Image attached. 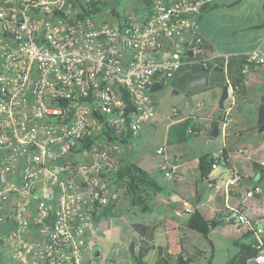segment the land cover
Returning <instances> with one entry per match:
<instances>
[{
	"label": "built area",
	"instance_id": "1",
	"mask_svg": "<svg viewBox=\"0 0 264 264\" xmlns=\"http://www.w3.org/2000/svg\"><path fill=\"white\" fill-rule=\"evenodd\" d=\"M131 1L0 0V264H86L105 212L123 198L118 154L153 122L154 89L199 51L205 0H144L138 10ZM263 67L259 49L243 65ZM224 109L226 127L234 119ZM157 155L166 178L178 177L181 157L165 146ZM237 180L232 170L227 184ZM219 212L242 233L254 228L249 263L264 264V221L240 206Z\"/></svg>",
	"mask_w": 264,
	"mask_h": 264
},
{
	"label": "crops",
	"instance_id": "2",
	"mask_svg": "<svg viewBox=\"0 0 264 264\" xmlns=\"http://www.w3.org/2000/svg\"><path fill=\"white\" fill-rule=\"evenodd\" d=\"M205 1L210 5H215V7L202 11L199 17V35L212 44V55L213 58H216L215 67L208 73L210 81L205 89V100H197L196 104L191 109L180 111L186 114L180 118H176L171 124L194 116V125L201 129V134L198 137H213L211 136L210 130L213 129L215 122H219L217 119H223L225 113V109H221L219 106L224 84L228 82L229 85L232 86L231 82L235 81L238 77L237 73L240 71V64L242 65V63H244L247 55L251 51L259 49L264 54V0ZM207 15L213 16V24H215L214 31L216 32L213 31V40L206 34V30H203L201 26L202 18ZM217 32L221 36L220 38L217 36ZM228 62H230V74L227 67ZM196 64L199 66L196 59H193V63H186L176 77H180L179 75L186 70H188V73H194ZM220 64L223 66H220ZM242 72L244 73V80L242 85L238 87L235 99H228V102H225V107L231 106V115L234 120L226 127L221 121L218 134V136L221 134L222 137L227 139V146L223 151L226 155L227 161L225 162V166L229 177L232 170H237L238 173L236 184L226 189L224 203L220 207H213V172L219 167L212 169L208 177H203L201 174L200 160L196 162L186 157L183 150L177 147L179 144L183 143L169 144V134L166 142V156L171 157L179 155L181 157V166L178 170V177L173 179L175 180L174 184L181 186L186 183L189 186H194L197 195L203 189L204 182L208 181L212 185L208 200L206 204L203 205L204 194H201L197 198V204H195L190 194L185 196L180 192L177 196H173L170 193L167 194V190L157 183L156 185L149 183L146 186L148 193L147 201L151 206V211L143 213L140 209V212L144 215L147 214L148 217L147 219L143 218L135 221H143L148 224L156 225L154 236L155 243L157 245L167 246L169 253L172 255H194L199 250H203L209 255V253L214 250V256L212 258V264H214V259L218 255V249L212 239L213 233L224 226H233L238 232L239 237L237 239L231 238L224 244L226 248H229V255L223 264L238 252L237 243L241 241L244 234L240 231L239 225L231 220H226L223 225L214 229L209 237H205L188 226L191 212L195 209H198L206 218L212 219L217 216V213L222 207L240 206L247 212L249 219L254 225L257 226L264 221V193L254 197H248L246 194L247 191L256 185H260L264 189V173L253 165V162L258 163L260 166L263 165L264 137L258 131H248L258 125L259 111L255 114L253 109L258 106L260 102L254 98V94H264V67L248 73L242 68ZM177 83V80L173 79L170 85L175 86ZM191 94V96H193V94L197 95L198 93L195 94L191 92ZM198 102L203 103V107L199 110L197 109ZM204 121L208 123L206 124ZM238 122L241 123V128L235 129L234 126H236ZM150 125L154 126V121ZM244 136H250L255 139L246 140ZM169 146L173 147L171 151L168 149ZM223 151L218 153L223 154ZM129 153L130 151L124 150L118 154V157L120 160H126L128 159ZM154 153L155 156H157V152L154 151L153 155ZM205 155L206 154L201 155L200 159ZM141 161L150 169L153 168L150 157H143ZM138 165L144 168L140 162ZM251 167L262 173L258 181H254L253 176L249 174ZM147 169L145 170L148 171ZM155 170L156 169H154V171ZM157 170L163 172L161 168ZM187 206L191 207V212L186 210ZM152 252L155 253V257L153 260L149 261L150 264L157 258L156 251ZM197 259L199 264H207L205 256H198ZM147 260L149 259L147 258ZM134 264L138 263L134 262Z\"/></svg>",
	"mask_w": 264,
	"mask_h": 264
},
{
	"label": "rangeland",
	"instance_id": "3",
	"mask_svg": "<svg viewBox=\"0 0 264 264\" xmlns=\"http://www.w3.org/2000/svg\"><path fill=\"white\" fill-rule=\"evenodd\" d=\"M143 1L144 0H132V8L135 10L141 9ZM118 9L121 10V7H118ZM201 26L203 27V30H206V34L213 40V31L215 29L213 16H204L201 21ZM217 36L219 38L221 37L218 32ZM198 63L199 66L197 64L195 65L196 70L194 73H188V70H186L184 73L179 75L180 77L174 78L178 82L175 86L169 84L167 87L154 94L156 101V112L153 119L154 126L148 125L143 129L141 136L136 138L132 144L126 148L127 151H130V157L128 156V159L120 160V162L121 167L122 165L130 162H135L137 164L140 162L145 169L148 168L147 170L151 178L155 180L158 185L167 190V194L170 193L173 196H177L180 192H182L185 196L190 194L191 199H194L195 204H197V198L201 194H204V205L206 204L210 191L212 190L210 182L205 181L203 189L196 195V188L194 186H189L186 183L181 186H177L174 184L175 180H167L165 170H163V172L157 170L160 166L161 156H155V153L153 155V152H157L159 147L165 146L167 148L166 142L170 124L176 118H180L186 114L185 112L180 111L191 109L196 104L197 100H205V89L207 86H201L194 89L193 93L198 94H193V96H191L192 94L188 93L184 89L191 80L204 76L202 63L201 61ZM263 96L264 94L261 93L254 94V98L260 102L258 106L253 109L255 114L259 111ZM175 109H177L178 116H170L174 113ZM204 122L206 124L208 123L207 121ZM234 128H241V123L238 122ZM244 138H246V140L255 139L250 136H244ZM226 146L227 139L222 137L220 134L218 137H194L187 143L179 144L177 147L183 150L186 157L199 162L201 155L207 153H213L216 155L218 152H222ZM168 149L171 151L173 147L169 146ZM143 157H150V160L152 161V169L141 161ZM154 169L156 170L154 171ZM249 174L253 176L254 181H258L262 176V173L253 167L250 168ZM228 179L229 175L227 173L225 163L223 162L219 165V168L215 169L213 172V207L215 206V208H217L216 206L220 207L225 201L226 189L230 187L227 184ZM121 184L123 186V198L117 210L118 215L112 217V227L110 229L97 231L93 248L90 250V253L85 255L86 264H91V256L94 257L97 251L100 252V255L96 257V262L98 261L97 264H105L111 260H114L116 264H134L135 262L133 256L131 255L129 246L133 242L138 245L139 236L133 230L131 222L143 218L147 219L148 215H144L140 212L139 207H134V205H132L131 198L126 193L124 184ZM238 235V232L233 226L220 227L213 233L212 239L218 249V255L214 259V264H223L229 255V248H226L224 244L231 238L237 239L239 237ZM154 257L155 253L150 252L147 258L151 261ZM4 264H11V260L6 259Z\"/></svg>",
	"mask_w": 264,
	"mask_h": 264
},
{
	"label": "trees",
	"instance_id": "4",
	"mask_svg": "<svg viewBox=\"0 0 264 264\" xmlns=\"http://www.w3.org/2000/svg\"><path fill=\"white\" fill-rule=\"evenodd\" d=\"M149 1V0H145ZM215 5H210L208 2H205L202 7L201 11H205L209 8H214ZM202 44L200 45L199 51L192 55V59L200 58L202 63V69L207 68V72L209 73L215 67V60L213 58V46L212 44L201 36ZM212 55V56H210ZM205 58H208L207 61H204ZM245 62V61H244ZM244 63L240 64V71H238V77L235 81L231 82V85L235 88L237 92L238 87L242 85L244 80V73L242 72ZM220 66H223L220 64ZM228 71L230 74V62H228ZM178 74V73H177ZM176 74V75H177ZM175 75V77H176ZM174 77V78H175ZM228 83V82H226ZM167 86L156 87L154 89L155 92H158L164 89ZM188 93L193 92L194 90H188L187 87L184 88ZM178 115H174L177 117ZM219 121V127L221 119H217ZM216 123V122H215ZM214 123V125H215ZM214 129V126H213ZM210 130L211 131L213 130ZM249 132H257L258 125H256L253 129L248 130ZM247 131V132H248ZM201 134V129L194 125V116H190L183 121H179L170 125L169 128V137L168 143L175 144V143H184L189 141L191 138L198 137ZM263 135V134H261ZM224 152V151H223ZM223 160L218 161L219 164L225 163L226 155L225 152L223 153ZM217 160L215 159V154H206L200 159V166H201V174L203 177H208L211 173L212 169H214L213 164L216 163ZM255 168L259 169L264 173V165H259L256 162H253ZM118 179L123 182L126 193L130 196L132 205L138 206L143 213L151 211V206L148 204V193L146 186L149 183L156 185V182L151 178L148 171L142 168L135 162H130L128 164L122 165L117 173ZM105 215L108 217H114L117 213H113L111 209H108L105 212ZM227 219L221 214V212L217 213V216L212 219L206 218L198 209H195L191 212L190 219L188 222V226L195 231L201 233L205 237H209L211 232L216 229L217 227L224 224V221ZM131 226L135 232H137L139 236L138 245L134 242L129 246L131 255L133 256L134 260L138 264H150L149 260H147L148 255L152 251H156L157 258L152 264H199L197 261V257L205 256V260L207 264H212V258L214 256V250L207 255V252L203 250H199L194 255L185 256L184 254L179 255H172L168 251L167 246L157 245L155 243V230L156 225L148 224L143 221H134L131 223ZM256 236L255 230L252 228L248 232L244 233L241 241L237 243L238 252L231 256L224 264H250L249 259L252 258L257 253L256 247Z\"/></svg>",
	"mask_w": 264,
	"mask_h": 264
},
{
	"label": "water",
	"instance_id": "5",
	"mask_svg": "<svg viewBox=\"0 0 264 264\" xmlns=\"http://www.w3.org/2000/svg\"><path fill=\"white\" fill-rule=\"evenodd\" d=\"M190 55L192 56L193 53H190ZM209 74H206L204 76H201L199 78L193 79L191 80L188 84H187V89L188 90H194L196 88H199L201 86H207L209 84ZM229 88L230 85L229 83H225L223 86V90H222V94L219 100V106L221 109L225 108V102L229 99ZM258 132L263 134L264 137V96L261 100V105L259 107V113H258ZM219 134V122H216L214 125V129L211 131V136L216 137ZM112 226L111 223V218L110 217H106V219H104L100 225L101 229L103 230H107L110 229ZM100 252L97 251L96 255H99Z\"/></svg>",
	"mask_w": 264,
	"mask_h": 264
},
{
	"label": "flooded vegetation",
	"instance_id": "6",
	"mask_svg": "<svg viewBox=\"0 0 264 264\" xmlns=\"http://www.w3.org/2000/svg\"><path fill=\"white\" fill-rule=\"evenodd\" d=\"M196 61L199 62V61H201V60H200V58H197ZM206 72H207V68H203V75L208 74V73H206Z\"/></svg>",
	"mask_w": 264,
	"mask_h": 264
}]
</instances>
